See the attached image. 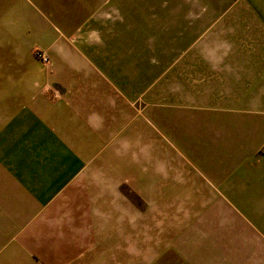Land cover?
Wrapping results in <instances>:
<instances>
[{"label": "crops", "instance_id": "obj_1", "mask_svg": "<svg viewBox=\"0 0 264 264\" xmlns=\"http://www.w3.org/2000/svg\"><path fill=\"white\" fill-rule=\"evenodd\" d=\"M115 3L0 0V45H10L0 49L112 48ZM240 7L239 27L262 39L254 49L262 62L264 0ZM101 63L114 75L115 62ZM40 97L0 86V116L11 123L0 120V264H153L170 255L185 264H264L263 154L252 171L211 172L199 163L219 161L192 158L177 124L97 100L82 108ZM252 123L259 137L264 126Z\"/></svg>", "mask_w": 264, "mask_h": 264}, {"label": "rangeland", "instance_id": "obj_2", "mask_svg": "<svg viewBox=\"0 0 264 264\" xmlns=\"http://www.w3.org/2000/svg\"><path fill=\"white\" fill-rule=\"evenodd\" d=\"M116 1L112 20L118 42L112 48L48 51L49 57L40 50L0 49V86L12 85L21 96H42L56 105L63 98L83 108L97 100L129 107L143 120L149 112L151 123L178 125L183 149L192 158L219 161L199 166L232 174L246 164L244 169L252 171L255 156L264 155V131L256 137L251 126L255 121L264 126V59L257 62L254 49L262 39L254 27L246 29L252 33L238 25L243 0ZM101 62H115L114 75L106 74ZM107 77L112 83L102 81ZM0 117L9 123L6 115ZM26 149L36 154L31 146ZM153 264L185 263L170 255Z\"/></svg>", "mask_w": 264, "mask_h": 264}, {"label": "built area", "instance_id": "obj_3", "mask_svg": "<svg viewBox=\"0 0 264 264\" xmlns=\"http://www.w3.org/2000/svg\"><path fill=\"white\" fill-rule=\"evenodd\" d=\"M42 55H43V54H40V57H42V59H43L44 61H47L48 58L46 57V55H43V56H42Z\"/></svg>", "mask_w": 264, "mask_h": 264}]
</instances>
